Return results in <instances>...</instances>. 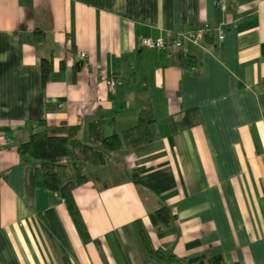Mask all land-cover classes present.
Wrapping results in <instances>:
<instances>
[{"label":"crops","instance_id":"obj_1","mask_svg":"<svg viewBox=\"0 0 264 264\" xmlns=\"http://www.w3.org/2000/svg\"><path fill=\"white\" fill-rule=\"evenodd\" d=\"M217 1L0 0V264H161L139 222L154 250L264 264V0H225L226 10ZM205 21L222 25L224 39L137 44ZM43 57L53 63L45 84ZM147 100L150 141L82 162L88 179L74 196L84 240L61 192L32 184L37 160L18 145L63 122L89 141L100 116L106 133H122ZM163 206L169 222L157 215Z\"/></svg>","mask_w":264,"mask_h":264},{"label":"trees","instance_id":"obj_2","mask_svg":"<svg viewBox=\"0 0 264 264\" xmlns=\"http://www.w3.org/2000/svg\"><path fill=\"white\" fill-rule=\"evenodd\" d=\"M35 35L37 41L42 40L43 30L37 29ZM182 62L190 68L198 65L197 60L187 53H183ZM41 67L42 81L45 84L53 68L52 58L43 57ZM154 120L152 102L147 100L138 113L137 124L122 133L117 131L106 133L105 125L108 121L104 116H100L89 123V141H84L78 136L80 125H69L63 122L56 127L54 132H51L46 126L32 132L28 140L18 145V150L23 159L34 158L37 160V163L31 168L32 184L43 183L49 189L59 190L81 236L84 240H89L90 233L87 224L74 196L75 186L88 179L82 162L101 165L106 162V150H116L123 145L136 147L150 141L149 126ZM40 124L45 125V122L41 121ZM141 170L143 168L135 170L134 175H138ZM156 212L160 220L164 222H169L174 216L168 206H163ZM138 228L147 251L151 255H158L162 260L161 264H173L185 259L176 256L169 250H154L149 234L140 222ZM189 260L192 264H225L220 254L208 258L200 255Z\"/></svg>","mask_w":264,"mask_h":264},{"label":"built area","instance_id":"obj_3","mask_svg":"<svg viewBox=\"0 0 264 264\" xmlns=\"http://www.w3.org/2000/svg\"><path fill=\"white\" fill-rule=\"evenodd\" d=\"M222 9H228V3L225 0L217 1ZM218 35L220 40L225 37V29L222 25H215L208 21L200 24L199 26L186 28L176 33H169L166 35L159 36H141L137 39L138 46L157 49L163 47H171L176 50H181L184 47L185 42L192 41L195 43H203L208 36ZM81 56L83 59L89 60L88 53L82 51ZM193 69H197L194 66ZM109 88L114 89L116 85L120 82L118 76L112 75L105 78ZM173 264H192L189 259H181Z\"/></svg>","mask_w":264,"mask_h":264}]
</instances>
